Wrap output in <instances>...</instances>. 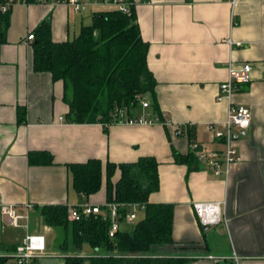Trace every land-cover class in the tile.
<instances>
[{"label": "crops", "instance_id": "1", "mask_svg": "<svg viewBox=\"0 0 264 264\" xmlns=\"http://www.w3.org/2000/svg\"><path fill=\"white\" fill-rule=\"evenodd\" d=\"M141 35L149 43L147 62L157 79L156 94L164 122L114 123L106 133L100 123H71L66 115L65 84L48 72L34 70L33 44L27 37L42 21H50L56 42L76 38L94 14L117 9L91 5L85 11L56 0L18 3L10 15L6 43L0 47V207L29 212L19 227L0 212V256H13L29 232L45 236L46 254L35 264H66L67 256L105 254L88 243L68 252L58 247L61 234L37 223L45 205L104 206L107 162H135L144 156L159 162L160 189L151 203L175 205L174 247L158 255L189 258L187 264H264V0H132ZM252 67L232 101L251 109V126L237 131L238 161L222 164L215 175L208 160L190 171L174 161L173 149L187 154L192 144L185 130L195 129V143L223 153V140L208 130L227 120L230 101L219 100L220 84L229 67ZM19 108L26 111L19 122ZM140 108L135 117H151ZM48 152L53 164H31L30 154ZM99 159L103 163L101 190L85 199L73 186L69 164ZM121 172L113 178L117 181ZM196 202H221L223 221L204 229L194 211ZM131 205L129 210L144 212ZM38 209V210H37ZM138 217V214H137ZM41 220V217H38ZM133 221L124 220L125 230Z\"/></svg>", "mask_w": 264, "mask_h": 264}, {"label": "trees", "instance_id": "2", "mask_svg": "<svg viewBox=\"0 0 264 264\" xmlns=\"http://www.w3.org/2000/svg\"><path fill=\"white\" fill-rule=\"evenodd\" d=\"M6 0H0V47L6 43L12 7L2 11ZM39 3V0H23ZM48 1V0H46ZM130 12L119 9L99 11L94 22L84 26L79 35L63 42L52 37L50 21H42L32 33L33 66L37 72H48L53 80L65 84V100L70 107L66 115L71 123H100L104 131L120 123L115 109H125L128 118H136L135 111L149 102L151 117L164 122L156 94L157 79L147 62L149 43L141 35L135 7ZM26 111L19 108V122L25 121ZM195 129L185 130L190 144L195 142ZM174 161L186 164L190 171L201 168V162L192 149L182 154L173 149ZM31 164H53L48 152L30 154ZM75 190L85 199L98 193L103 182V163L90 159L84 163L69 164ZM117 170L121 175L113 178ZM160 189L159 162L144 156L135 162L106 164V202L119 204V219L126 220L131 205L144 207V217L130 231L120 229L110 237V217L91 215L80 221H70L67 205H45L39 208L46 226L57 230L62 239L60 250L68 252L70 240L77 248L88 243L105 254L95 256H67L66 264H187L189 258L158 255L157 249L174 247L175 205L151 203L149 197ZM38 210V209H37ZM0 264H17L15 256H0Z\"/></svg>", "mask_w": 264, "mask_h": 264}, {"label": "built area", "instance_id": "3", "mask_svg": "<svg viewBox=\"0 0 264 264\" xmlns=\"http://www.w3.org/2000/svg\"><path fill=\"white\" fill-rule=\"evenodd\" d=\"M47 2L46 0H39V3ZM57 3L70 5L77 11H85L91 5H108L115 6L123 12H130L131 2L128 0H56ZM18 3H26L23 0H6L2 5V11L7 12L11 7ZM34 40V34L30 33L27 37V42ZM252 67L250 64H245L241 68L229 67L228 79L220 84V94L218 99H227L230 101V109L227 120L218 125L211 123L208 125V130L212 132L215 137L223 140L225 149L223 153L210 151L201 148L197 143L192 144V149L196 150V155L200 160H208L213 167L215 175L223 174L222 164L229 166L232 162L238 161V154L234 146L235 136L237 131L247 130L251 126L252 112L247 106L234 103L232 101L233 95L238 91L241 84H245L250 79ZM143 108L149 107V102L142 101ZM115 112L120 119V123L128 124H156L162 121L158 117L141 116L136 118H128L125 109L116 108ZM137 209H144L143 206H134ZM195 214L202 226H216L223 221V211L221 202H196L193 205ZM119 204L107 203L104 206L84 204L78 208H69L70 221H80L83 218L96 214H104L112 220V226L109 231L110 237H114L120 230L121 220L118 212ZM33 209L31 204L27 205V213L21 214L14 206L3 205L0 207L2 215L9 217L12 225L19 227L21 220H27V229L31 231L29 223V212ZM138 210L129 211L127 220L135 221ZM46 250L45 236L29 232L23 243L20 244L14 253L17 264H35V259L41 258L42 253Z\"/></svg>", "mask_w": 264, "mask_h": 264}, {"label": "rangeland", "instance_id": "4", "mask_svg": "<svg viewBox=\"0 0 264 264\" xmlns=\"http://www.w3.org/2000/svg\"><path fill=\"white\" fill-rule=\"evenodd\" d=\"M15 5H17V4H15ZM137 214H138V218H137L135 221H133V223H130L127 227H125V228H124L125 230H127V231L132 230L133 227H134V225H135V223H136L138 220H140V219H142V218L144 217V212H142V211L138 212ZM37 215H38V217H39V216H40V213L38 212ZM38 217H37V223H38L40 226H45V224L43 223L42 218H41V220H38ZM84 245H85V244H83V246H84ZM83 246H82V247H83ZM85 247L87 248L88 246L85 245L84 248H83V251L86 250ZM46 253H47V252H46V250H45V252H43L41 256L44 257V255H45Z\"/></svg>", "mask_w": 264, "mask_h": 264}, {"label": "water", "instance_id": "5", "mask_svg": "<svg viewBox=\"0 0 264 264\" xmlns=\"http://www.w3.org/2000/svg\"><path fill=\"white\" fill-rule=\"evenodd\" d=\"M210 228V226H204V229H209Z\"/></svg>", "mask_w": 264, "mask_h": 264}]
</instances>
